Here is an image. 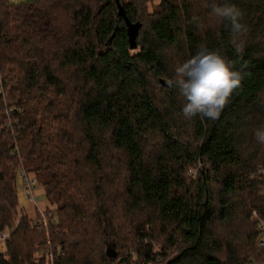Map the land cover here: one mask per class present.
I'll return each instance as SVG.
<instances>
[{"label": "trees", "instance_id": "1", "mask_svg": "<svg viewBox=\"0 0 264 264\" xmlns=\"http://www.w3.org/2000/svg\"><path fill=\"white\" fill-rule=\"evenodd\" d=\"M228 2L236 37L213 0H0V264H264V0ZM202 48L243 73L216 121L186 119L168 84ZM20 168L52 222L18 213Z\"/></svg>", "mask_w": 264, "mask_h": 264}, {"label": "clouds", "instance_id": "2", "mask_svg": "<svg viewBox=\"0 0 264 264\" xmlns=\"http://www.w3.org/2000/svg\"><path fill=\"white\" fill-rule=\"evenodd\" d=\"M209 7L215 17L229 22L234 37L247 31L241 23L242 12L228 0L222 3L213 0ZM193 19L198 20L197 17ZM231 43L242 59L244 43L235 38ZM242 79V70H237L234 62L217 51L202 48L175 68V78L168 84L170 87L175 85L183 97L182 113L186 119L200 115L216 121L233 93L241 87ZM254 135L259 143L264 144V128L257 129Z\"/></svg>", "mask_w": 264, "mask_h": 264}, {"label": "rangeland", "instance_id": "3", "mask_svg": "<svg viewBox=\"0 0 264 264\" xmlns=\"http://www.w3.org/2000/svg\"><path fill=\"white\" fill-rule=\"evenodd\" d=\"M12 1H25V0H12ZM156 1V0H155ZM176 53V50H173ZM173 51H171L170 53L172 54V56L174 57V59L176 60V56L173 55ZM159 81H161V83L163 84L164 82H162V79L160 78ZM166 84V83H164ZM200 164V162H196V167H198ZM260 168V167H259ZM192 170V169H191ZM194 170V168H193ZM258 171H263V169L261 168V170L257 169ZM29 176H32L35 178V176L31 173L28 172ZM16 198H17V206H18V213H24L27 215L28 218H34L35 219H40L41 218V213L44 212V214L47 216L48 213L45 211V209H52L55 206V203L52 202L51 200H49L45 194H44V189L42 186V181L41 178H35L33 183H32V194L34 196V200L29 199L26 196V193L21 185L20 182V178H19V174H18V170L16 171ZM8 229H3L2 232L6 231ZM155 247H157V244H154ZM3 248V242L0 240V249ZM44 249V250H43ZM51 248L48 247H38L36 248L35 253H33V257H37L36 253H43V252H47V255L49 257V260L51 259V253H49L51 250ZM123 249H126V247L124 246ZM115 254L114 256L117 255V250L114 251ZM125 251H119L118 255L120 256H124ZM117 255V256H118Z\"/></svg>", "mask_w": 264, "mask_h": 264}, {"label": "built area", "instance_id": "4", "mask_svg": "<svg viewBox=\"0 0 264 264\" xmlns=\"http://www.w3.org/2000/svg\"><path fill=\"white\" fill-rule=\"evenodd\" d=\"M2 81H1V75H0V106L2 107V111L5 115L9 114V112L11 111L12 107L8 104V102L4 99L1 98V94H2ZM259 170H261V168H259ZM18 173H19V176H20V182H21V185L26 193V196L29 198V199H32L34 200V196L32 194V183L34 181V177L32 176H29L26 174V172L20 168L18 169ZM263 192H264V188H263ZM250 217L255 220V223H256V227L257 229L260 231L259 233V236L257 237V243L262 246L264 245V221L261 220L255 213L254 210L251 211V215ZM46 221H50L52 222L53 219L51 218H48L44 212L41 213V218L40 219H35L34 218V222L36 224L38 223H46ZM7 236V230L2 232V230L0 231V240L3 241L5 239V237Z\"/></svg>", "mask_w": 264, "mask_h": 264}, {"label": "water", "instance_id": "5", "mask_svg": "<svg viewBox=\"0 0 264 264\" xmlns=\"http://www.w3.org/2000/svg\"><path fill=\"white\" fill-rule=\"evenodd\" d=\"M117 12L122 15L124 23H125V29H126V36H127V42L129 48H134L135 43V35L137 33V29L139 26L138 21L131 22L127 16L124 14L122 7L118 4L117 5ZM105 253L107 254L109 259H112L114 257V250L112 248H106Z\"/></svg>", "mask_w": 264, "mask_h": 264}]
</instances>
